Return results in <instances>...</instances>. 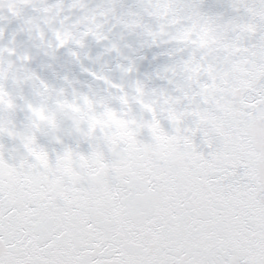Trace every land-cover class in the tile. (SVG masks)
Here are the masks:
<instances>
[{"label": "snow or ice", "instance_id": "1", "mask_svg": "<svg viewBox=\"0 0 264 264\" xmlns=\"http://www.w3.org/2000/svg\"><path fill=\"white\" fill-rule=\"evenodd\" d=\"M5 3L0 40L7 24L19 21L18 31L45 56L55 60L67 48L114 100L148 92L163 108L126 137L115 127L97 129L95 139L68 136L74 148L65 143L62 123L49 129L33 103L14 94L18 81L9 72L18 64L42 96L79 81L45 79L30 67L33 57L18 52L17 33L0 44V264H264V0H233L238 14L228 19L203 12L196 0L133 6L106 0L96 7L84 0H0V12ZM117 27L148 45H174L179 59L156 74L170 87L131 79L135 60L108 34ZM203 35L215 43L205 47ZM89 38L107 42L101 55L116 53L126 62L107 71L85 67V59L100 60L83 51ZM118 110L128 112L123 102ZM145 129L150 142L140 139ZM42 137L61 146L52 150L54 159ZM82 142L87 153L79 150ZM62 161L71 169L61 177Z\"/></svg>", "mask_w": 264, "mask_h": 264}, {"label": "water", "instance_id": "2", "mask_svg": "<svg viewBox=\"0 0 264 264\" xmlns=\"http://www.w3.org/2000/svg\"><path fill=\"white\" fill-rule=\"evenodd\" d=\"M47 2L56 3L57 0H47ZM84 2L90 7H96L105 3L106 0H84ZM116 2L124 6H133L140 0H116ZM248 2L259 3V0H248ZM64 3L70 4L72 0H64ZM196 3H199L201 10L209 15H223L225 19H228L238 14L231 6L233 0H196ZM0 14L8 15V12L3 9ZM76 14L80 15L79 10H76ZM5 23L0 21V26ZM151 23L154 27L157 26L155 19H152ZM109 27L111 26L109 25ZM19 28V21L13 20L8 23L5 37L0 40V44H8L12 40L13 34L17 33L16 47L18 52L21 54L29 53L33 57L30 67L40 72L45 79L52 83H57V74H59L60 76L67 75L69 80L79 81V83L65 86L62 91L57 90L49 96H42L37 89L24 81L22 70L18 64L13 65L9 72L18 81L14 94L26 96L36 107L37 112L47 114L46 120L43 118L38 120L41 124L51 129L62 123L66 144H70L75 148L76 139L68 136L87 135L95 139L97 138V129L103 130L112 127L122 130L119 135L126 137L129 135L127 129L132 127L133 124L149 120L150 118H158L163 108V102L157 95L142 92L136 96H125L123 101L114 100L109 93L97 88L92 78L87 73H84L79 63L75 62L74 58L69 55L67 48L59 49L56 52V59L53 60L45 56L36 47V43L29 39L27 33L19 32ZM108 34L111 41L120 43L125 57L135 60L137 71L133 73L131 79L146 80L151 87H170L167 81L157 79L156 74L179 59V54L175 56L171 54L174 47L172 43L148 45L142 35L127 33L119 27L112 29ZM49 36H51V33H49ZM46 41L49 44L55 43V41L48 40L47 36ZM200 41L205 47H209L215 43V38L211 35H203L200 37ZM106 43H97L91 38L86 41L87 47L83 51L89 52L93 60L96 57H100V60L94 63L92 60L85 59V67L92 71H100L101 67H105L107 71L114 68L116 63L123 61V57H118L116 53L101 55L104 53ZM129 45L131 47H128ZM11 59L15 60L16 57L13 56ZM49 64L52 66L47 67ZM111 75L116 82H120L119 72H112ZM122 102L128 108V112L125 115H121L118 110ZM21 120H23V113L19 114L17 122L19 123ZM162 126L170 134L173 133V127L169 121L163 120ZM140 139L146 142L151 141V135L147 129L143 131ZM201 140L202 137L198 134L196 142L201 144ZM3 142L8 149H12L14 146V142L7 137L3 139ZM40 142L52 153L54 159L55 153L52 150L54 148L59 150L61 146L55 144L49 138L42 137ZM79 150L87 153L90 151V147L86 142H82ZM202 150L205 152L209 151L203 145ZM8 155L11 157L12 153L9 152ZM40 158L42 160L47 159L43 155ZM70 169L71 167L63 170L59 169L61 177L69 172Z\"/></svg>", "mask_w": 264, "mask_h": 264}, {"label": "clouds", "instance_id": "3", "mask_svg": "<svg viewBox=\"0 0 264 264\" xmlns=\"http://www.w3.org/2000/svg\"><path fill=\"white\" fill-rule=\"evenodd\" d=\"M4 9L7 10V4L5 3L4 5ZM36 117H37V120H40V119H47V114L46 113H43V112H37L36 113ZM113 128V127H112ZM131 128V127H130ZM129 129H127V132H129ZM122 130H119V134ZM153 132L156 134V135H161L162 133L160 132V129L158 126H153ZM71 167V164L68 162V161H62L59 165V169H65V168H70Z\"/></svg>", "mask_w": 264, "mask_h": 264}]
</instances>
